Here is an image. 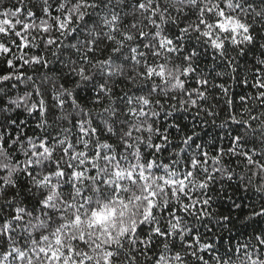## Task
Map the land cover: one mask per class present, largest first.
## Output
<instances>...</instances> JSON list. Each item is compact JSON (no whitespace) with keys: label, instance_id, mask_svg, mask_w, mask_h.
Segmentation results:
<instances>
[{"label":"snow or ice","instance_id":"obj_1","mask_svg":"<svg viewBox=\"0 0 264 264\" xmlns=\"http://www.w3.org/2000/svg\"><path fill=\"white\" fill-rule=\"evenodd\" d=\"M0 264H264V0H0Z\"/></svg>","mask_w":264,"mask_h":264}]
</instances>
